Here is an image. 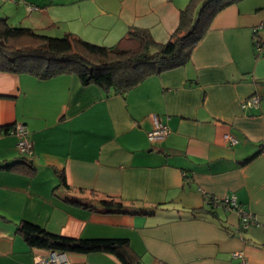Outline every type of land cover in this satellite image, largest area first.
I'll return each instance as SVG.
<instances>
[{"label": "crops", "instance_id": "obj_1", "mask_svg": "<svg viewBox=\"0 0 264 264\" xmlns=\"http://www.w3.org/2000/svg\"><path fill=\"white\" fill-rule=\"evenodd\" d=\"M189 2L0 0V20L104 47L126 45L136 28L164 44ZM262 22L264 0L226 6L185 65L119 94L72 74L0 71V264L48 254L17 232L22 220L66 238L126 239L141 264H240L235 251L264 264V31L253 33ZM254 95L258 107L242 110ZM153 114L169 129L156 143L146 138ZM18 123L32 144L29 165L10 132ZM228 195L260 225L240 230L234 210H209V198ZM66 254L70 264H122L109 253Z\"/></svg>", "mask_w": 264, "mask_h": 264}, {"label": "trees", "instance_id": "obj_2", "mask_svg": "<svg viewBox=\"0 0 264 264\" xmlns=\"http://www.w3.org/2000/svg\"><path fill=\"white\" fill-rule=\"evenodd\" d=\"M237 1L240 0H190L180 12L172 38L164 44L156 43L146 31L134 28L123 40L126 45L104 47L72 34L40 35L1 19L0 71L27 73L39 79L72 74L84 86H97L109 95L124 93L153 73L185 65L212 18ZM22 159L29 165L25 157ZM59 178L63 184V175ZM210 199L208 208L212 210L215 208L211 207ZM102 205L111 208L116 204L103 201ZM218 207L229 209L225 205ZM17 232L30 248L78 254L109 253L122 264H141L126 239L66 238L24 220L17 225Z\"/></svg>", "mask_w": 264, "mask_h": 264}, {"label": "built area", "instance_id": "obj_3", "mask_svg": "<svg viewBox=\"0 0 264 264\" xmlns=\"http://www.w3.org/2000/svg\"><path fill=\"white\" fill-rule=\"evenodd\" d=\"M15 2V0H7ZM33 8V7H32ZM264 31V22L258 24L253 28V33ZM254 46L256 54L261 53V41L259 37L254 38ZM261 96L254 95L240 103L242 110L257 108ZM152 121V129L146 134V138L150 143L161 142L168 134V127L161 121V118L157 115L150 116ZM10 132L17 137L16 148L22 157L28 160L33 158L32 144L27 139V131L23 124H15ZM224 139L228 145L237 144V140L230 135H225ZM212 208H216L221 205H225L230 210H234L239 220V229L246 230L250 226H259L260 223L257 220L256 215L246 211V209L237 203V199L234 195H228L223 198H212L209 200ZM208 203V202H207ZM234 258L239 259L240 264H248V259L242 251H235L232 253ZM34 264H70V261L65 252L50 251L45 256H39L34 259Z\"/></svg>", "mask_w": 264, "mask_h": 264}]
</instances>
